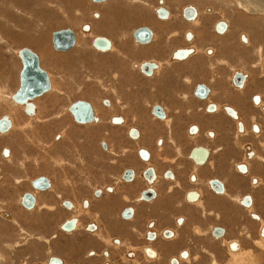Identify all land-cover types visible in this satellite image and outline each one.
Segmentation results:
<instances>
[{"label": "flooded vegetation", "instance_id": "flooded-vegetation-1", "mask_svg": "<svg viewBox=\"0 0 264 264\" xmlns=\"http://www.w3.org/2000/svg\"><path fill=\"white\" fill-rule=\"evenodd\" d=\"M195 8V19L155 14L173 27L160 43L154 32L137 43V27L124 51L112 42L95 48L125 59L119 68L130 75L113 79L135 90L110 84L97 107L80 99L97 120L76 121L71 105L80 100L52 110L46 125L70 132L56 133V149L46 145L43 157L34 144L30 176L0 197V219L16 227L19 245L6 248L20 264H68L69 251L77 264H212L264 239V30L238 33L241 24L236 35ZM205 25L208 41L238 55L220 60L215 47L198 48L189 27ZM198 57L208 63L202 72L191 65ZM14 210L28 215L27 225Z\"/></svg>", "mask_w": 264, "mask_h": 264}, {"label": "rangeland", "instance_id": "rangeland-1", "mask_svg": "<svg viewBox=\"0 0 264 264\" xmlns=\"http://www.w3.org/2000/svg\"><path fill=\"white\" fill-rule=\"evenodd\" d=\"M160 0H118L117 10H127L128 18H133V28H131L130 21L128 23V28L126 30V35L124 40L128 44V37L135 28L141 26H146L148 18L153 14L155 15V9H157ZM164 5L166 8L173 12V15L180 13L183 9L189 5L195 6L200 11V17L203 21L207 20H225L230 23L232 27V33L236 34V29L241 24L245 25V28H240L244 32H250V27L254 26L252 31L253 33L258 28V30H264V15L263 13H254L253 11H247L242 9L241 6L235 0H164ZM103 3L96 4L91 0L85 6L81 7V10L78 12H87L95 11L99 14ZM54 9V12L64 14V10L60 5L53 6L50 1L47 0H37L35 9L31 10L30 13L27 11L18 13V6L11 2V0H0V27L13 30V20L11 16L16 15L17 13L24 18L23 21H20V25L27 27L29 22L28 17H32L30 21L31 32H36V37L34 39H29L20 35L19 37L13 38L7 33L2 34L0 29V118L4 115L12 116L15 121V127L10 134L0 136V151L10 149L15 156L11 159L4 158L3 153L0 155V162H8V171L10 176V188L15 187L14 181L19 179H24L30 176L29 174V164L31 160L32 149L36 146L37 148V157H43L47 150L46 145L54 152L56 149L55 139L56 133H62L65 135L67 132L66 128L62 126L52 127L53 122H49L50 125H46V119L48 120L52 115H55L53 109L66 108L72 102L80 99L88 100L94 103L97 106H100L101 99L108 96L110 92L115 90L118 92H127L135 91L132 90L134 84L131 82H126V78L120 83L119 81H114L113 76L121 75L123 77L129 76L130 74L124 71L125 67H120L121 62L115 64L114 59L118 58L121 61L123 57H113L111 55L104 57L100 55L97 51H93L91 48V39L93 37L92 30L88 33L83 30L80 32L82 39L81 43H88L86 54L90 57L92 65H84L82 63L78 67L69 68V75L65 77L64 82H58L52 80L53 90L43 97L36 100V104L39 105L38 114L34 117L28 118L25 114L24 109L17 105L14 101L11 100V96L19 89L20 86V71L22 69V64L17 55V50L24 47H28L34 50L41 60V66L46 71L49 70L51 75L66 76V72L61 74V68L56 67L52 69L51 65L47 63L48 55L43 51L42 48L44 41H46L47 33L48 37L51 39V32L54 30L50 29V24H46L45 18L50 16V9ZM253 12V13H251ZM77 13V12H76ZM94 13V15H95ZM24 14L26 16H24ZM82 15V14H79ZM34 18V20H33ZM100 18L94 16V19L97 20ZM26 22V23H24ZM118 22H120L118 20ZM15 23V22H14ZM254 24V25H253ZM189 27V26H188ZM204 27H208L205 25ZM203 27V28H204ZM61 28V27H59ZM196 30L195 27L190 26ZM57 31V30H56ZM246 32V33H247ZM238 33L236 35H238ZM49 39V42H50ZM88 40V41H87ZM87 41V42H85ZM51 46V44L49 43ZM53 45V43H52ZM81 48V47H78ZM78 48L70 50L72 52H78ZM51 53H60L57 52L52 47ZM45 52V54H44ZM121 54V53H120ZM94 55V56H93ZM43 57V58H42ZM94 57V59H93ZM102 57L104 59H100ZM109 60H106L107 58ZM101 62H100V60ZM125 60V59H124ZM47 66V67H46ZM100 68L102 70H100ZM121 69V73L120 72ZM77 70L80 75V78L76 80L73 77L74 71ZM50 75V74H49ZM50 75V76H51ZM69 76V77H68ZM82 76V77H81ZM102 76V77H100ZM67 79V81H66ZM110 84H112L113 90L110 89ZM100 87V89H99ZM102 88V89H101ZM109 89V90H108ZM105 90V91H103ZM48 96V97H47ZM116 98H120L117 96ZM16 105H15V104ZM19 106V107H18ZM36 126V128L33 126ZM54 126V125H53ZM32 131L36 135V142L34 143L32 138ZM67 131V132H66ZM16 143V144H15ZM35 144V146H34ZM17 156L21 158L18 159ZM4 177V176H3ZM0 182L2 180L0 179ZM2 209H5L0 204V212ZM20 240V239H18ZM262 242V243H261ZM14 245H18V242L11 240L10 242ZM261 243V244H259ZM240 255H229L226 257V261H219L215 258L212 259V264H263L264 263V239L257 242V246L252 249L244 248ZM237 254V253H235ZM237 258V259H236ZM3 255L0 253V264H2ZM9 262V259L6 260ZM209 259L201 260L199 264H209ZM241 261V262H240ZM8 262L6 264H8ZM5 264V263H4Z\"/></svg>", "mask_w": 264, "mask_h": 264}, {"label": "crops", "instance_id": "crops-1", "mask_svg": "<svg viewBox=\"0 0 264 264\" xmlns=\"http://www.w3.org/2000/svg\"><path fill=\"white\" fill-rule=\"evenodd\" d=\"M2 1H5V0H2ZM36 1L37 0H11L13 5L15 4L16 6H18V13L20 14L21 12H24L26 14L27 11L30 13L31 10L35 9ZM47 1H50L53 6L60 5L64 10L63 11L64 14L59 15L58 13L54 12V9L52 8L50 9L51 11H48V13L50 12V16L45 18L46 24H50V29L54 31L51 32V39H50V36L48 37V33H47L46 41L42 43L43 45L42 53L43 51H45L46 55H48L47 63L51 65L52 69L53 68L56 69V67H60L61 74H63V72L64 73L66 72V76H63V75L59 76L58 74L51 75L49 70H47V72L51 75L50 76L51 81L54 80V78L56 77L55 81L64 82L65 80L64 78L65 77L67 78V75H69V68L73 66L78 67L82 63H84V65H88L87 64L88 62L90 65H92L90 57H88V55L86 54V51L88 48L87 46H89L90 41L88 43H81V40L83 39H82L80 32L82 31L83 27L87 24L91 26V30L93 32V37L91 39V44H90L91 48L92 49L94 48L93 51L95 50V47L93 46V42L98 37L108 38L112 42L113 47L117 49L118 51H124L126 49L125 47L127 45V42L124 40V37L126 35V30L128 28L129 21L131 24V28H133V18L132 17L128 18L127 10H123V8L120 11L117 10L118 0H107L106 2H104L101 9L99 10L100 18H98L97 20L94 19L95 11H92V12L87 11L83 13L78 12V10H81V7L85 6V4L89 2V0H47ZM18 13L16 15L11 16V19L13 20V24H14L12 28L13 30L0 27V29L3 32L2 34L7 33L8 35H11L13 38L23 35V37L34 39L36 37V32H31V29L29 28L30 27L29 24H30L32 17L30 16L28 17L29 19V22H27L28 26L24 27L22 26V24L21 25L19 24L20 21H23L24 18H22ZM25 14L24 16H26ZM79 14H82V15H79ZM171 15H173L172 11H171ZM118 20L120 22H118ZM146 26L149 27L155 33V38L157 39L156 43L162 42L161 40L165 39L166 35L169 34L173 30L172 26H168V25H165L164 23H160L156 19L155 15L153 14L148 18V21L146 22ZM61 29H71L74 31L77 37V41L73 49L81 47V48H78L77 50L78 52H75V53L74 52L72 53L60 52L56 54L51 53L52 51L50 50H52V47H53L52 45L53 33L56 32V30L58 31ZM195 33L199 39V41L196 43L197 47L198 48L200 47L201 50H203L208 45L215 47L218 50V58L220 60L226 59L227 56L230 55V53L232 54L231 56H237L239 53V52H232L231 50L226 49V47L224 48L219 44H214L208 41L207 37L209 36V32H208V28L206 27L202 29L196 28ZM49 39H50V42H49ZM49 43L51 44V46L49 45ZM99 58L101 60L104 59L102 57H99ZM109 59L110 58L108 57L106 60H109ZM114 61H115V64H117L118 62H121L120 63L121 65L124 64V59L122 58H121V61L118 58H115ZM207 64L208 63L206 61H204L202 58H199V57L195 58L193 62L191 63V65L197 69V72H202L203 69L207 67ZM209 64H212V62L210 61ZM100 70L102 69L100 68ZM77 72L78 71L75 70L73 73L74 74L73 77L76 80L80 78V75ZM124 98L127 101H129V99L127 98V95L124 96ZM11 100H12V96H11ZM133 102L134 100H132V103ZM37 114H38V110H37ZM10 117L12 118V120H14L12 116ZM14 156L15 154L13 152L12 158ZM17 157L18 159L21 158L20 156H17ZM7 163L8 162L6 161L0 162V179L2 180V182H0V197L2 195L8 194V190L10 189L11 180L9 176L10 172L8 171L9 166ZM260 209L264 211V199H261L260 201ZM14 214H16V218L22 224L25 223V225H27L26 223L29 220L28 215L24 214L21 211H15ZM14 231H16V227L14 225L9 224V223H4L0 219V253L3 255V259L5 260V262H8L6 260L9 259L8 264H20L19 259L14 257L12 253H9L6 248V245L8 244V242H10L11 240L13 241L17 240V235L16 234L14 235ZM69 252L70 253L67 254L68 264H77L78 262L75 261V257H74L76 253L74 254L72 251H69ZM31 259L34 261H37L38 258L36 256H32V258L28 259L27 262H31Z\"/></svg>", "mask_w": 264, "mask_h": 264}, {"label": "water", "instance_id": "water-1", "mask_svg": "<svg viewBox=\"0 0 264 264\" xmlns=\"http://www.w3.org/2000/svg\"><path fill=\"white\" fill-rule=\"evenodd\" d=\"M93 3L101 4L107 0H91ZM159 8L155 10V14L161 19H167L170 16V11L166 9L164 1L160 0ZM184 12H188L191 16V19H195L198 15L197 9L190 5L186 7ZM95 17H98L99 14L95 13ZM219 32H225L227 24L223 21L219 22L217 25ZM91 26L89 24L83 27V31L88 33L90 32ZM134 36L137 43H149L153 37V31L147 26H141L135 30ZM189 39L191 35L189 34ZM244 42L246 38L243 36ZM77 37L73 30L71 29H61L53 33L52 43L53 47L58 52H68L72 50L76 45ZM93 46L99 51H104L106 48L111 46V41L105 37H98L94 40ZM192 50L188 51L187 54L191 53ZM18 57L22 63V69L20 72V87L12 95V100L21 106L25 107V113L34 117L36 114V105L34 101L38 98H41L46 93H49L52 90V82L49 73L42 68L40 58L38 54L31 48L24 47L18 51ZM72 113L78 123L87 124L91 123L93 120H97L93 115L92 105L86 101L80 100L71 105ZM77 109H82L84 113H81ZM121 120H117L120 122ZM12 129V121L8 115H4L0 118V135L8 133ZM3 155L8 157L10 151L4 149ZM143 155H146L143 153ZM257 217V216H255ZM264 236V230H263ZM237 250V247L234 248Z\"/></svg>", "mask_w": 264, "mask_h": 264}, {"label": "bare ground", "instance_id": "bare-ground-1", "mask_svg": "<svg viewBox=\"0 0 264 264\" xmlns=\"http://www.w3.org/2000/svg\"><path fill=\"white\" fill-rule=\"evenodd\" d=\"M164 1V0H163ZM239 6L242 7V9H246L247 11H253L254 13H263L262 15H264V0H235ZM160 2V1H159ZM165 7V5H163ZM159 8V7H158ZM166 8V7H165ZM167 9V8H166ZM156 10V9H155ZM251 12V13H253ZM264 19V18H263ZM254 25V24H253ZM253 27V26H252ZM251 27V28H252ZM94 49V48H93ZM20 50V49H19ZM18 50V51H19ZM18 51H17V55H18ZM19 58V57H18ZM21 61V60H20ZM53 85V84H52ZM20 87V86H19ZM53 89V86H52ZM52 91V90H51ZM50 91V92H51ZM48 94V93H47ZM43 97V96H42ZM18 105V104H17ZM21 106V105H20ZM24 107V106H22ZM25 110V107H24ZM36 111V110H35ZM36 115V114H35ZM30 117V116H29ZM11 120V119H10ZM10 132V131H9ZM6 134V133H5ZM262 243V242H261ZM259 243V244H261ZM238 250V249H237ZM237 259V258H236ZM241 262V261H240ZM239 264V262H238ZM264 264V263H263Z\"/></svg>", "mask_w": 264, "mask_h": 264}]
</instances>
